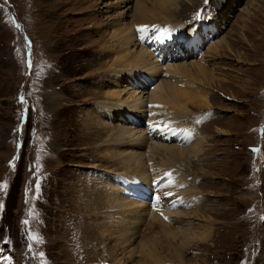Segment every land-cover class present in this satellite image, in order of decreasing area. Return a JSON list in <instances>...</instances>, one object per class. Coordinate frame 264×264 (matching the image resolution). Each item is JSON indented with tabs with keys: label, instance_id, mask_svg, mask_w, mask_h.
<instances>
[{
	"label": "rangeland",
	"instance_id": "1",
	"mask_svg": "<svg viewBox=\"0 0 264 264\" xmlns=\"http://www.w3.org/2000/svg\"><path fill=\"white\" fill-rule=\"evenodd\" d=\"M156 2L0 0V184L7 183L6 190L0 189V264H157L148 255L153 248L165 258L159 264H264V0H178L172 21L158 17L149 24L153 34L167 40L157 41L148 31L147 43L138 39L137 46H130L132 52L145 48L153 53L149 73L119 61L127 53L119 51L117 42L123 28L136 24L138 3L157 13ZM157 24L165 29L184 25L193 34L203 30L200 24L207 25L213 37L204 32L203 51L195 39L187 49ZM191 25L200 26L199 31ZM165 49L171 55L160 59ZM153 62H158L156 69ZM184 64L190 69L187 77L175 71ZM199 67L206 70L205 83L196 82ZM159 83H183L193 96L207 91L210 107L189 104L180 122L188 125L186 139L171 134L168 143L161 140L167 130L161 129L166 124L160 118L174 116L169 111L175 105L168 100L167 111L165 102L152 108L150 92ZM136 96L141 98L138 112L130 118ZM122 127L137 132L133 138L120 137ZM144 136L148 146L158 148L136 158L148 184L132 195L119 193L131 202L135 196L137 204L130 210L141 204L157 214L160 204L184 202L176 203L182 213L173 212V204L165 208L168 214L163 211L165 227L176 232L163 239V249L150 243L140 249L163 232V224L150 214L140 224L132 212L136 221L130 227L137 232L131 242L116 244L101 232L110 228L103 215L112 210L107 198L111 183L120 177L125 186L137 184L125 177L135 164L128 163L124 151ZM166 144L192 148L168 165ZM140 148L134 151L148 150ZM180 175L194 188L168 198L169 185L184 183ZM146 186H152L149 192ZM176 220L184 225L173 227ZM203 232L207 236L202 239ZM190 234L198 237L190 239ZM176 247H184L180 259L172 258Z\"/></svg>",
	"mask_w": 264,
	"mask_h": 264
},
{
	"label": "bare ground",
	"instance_id": "2",
	"mask_svg": "<svg viewBox=\"0 0 264 264\" xmlns=\"http://www.w3.org/2000/svg\"><path fill=\"white\" fill-rule=\"evenodd\" d=\"M156 4L160 7V10H159V12L154 13V12H150L144 6L140 5V3H138V5L136 6V9H135V14H134V19L136 20L135 21L136 24L134 25V23H133L132 25L123 28L120 31V33L118 34L119 38H118V42L117 43H118V46L120 48L119 51H121L123 53H127L125 55V57H121L118 60L119 61L126 60L128 62V64L126 66H139L141 69H144V71H148V72L150 71V69L148 67V62H149L148 58H149V56L150 57H153L152 56L153 53L151 54V52L148 49L146 50L145 48L144 49H141L140 51H137V52H132L131 51V47L138 45V41H137L138 39H139L140 42H143L144 43V41H146V43H147V41L149 40V38H146L148 31H150L152 34L155 33V31L149 30V24L158 22L157 21L158 20V17H160V18L161 17L162 18H168L169 21H172L173 18L175 17V13H176L175 10H178V8H177L178 7V0H157ZM160 21L163 22L165 20L162 19ZM210 22H212V21H210ZM210 22H209V24H210ZM164 23H166V22H164ZM178 24H180V23H178ZM216 25H217V23H214V27H213V32L215 30L214 33H216V31H217L216 28H215ZM132 26H133V29L136 30V32L138 34H134L133 33L134 30H132V31L128 30ZM141 26H147V31H144V32L137 31L138 28H140ZM154 26L157 27V28H159V29H161V31L164 32L167 37L176 38L178 40V41H176V43L179 42V41H181V40H183L182 43H184L185 46H187V49H189V45L188 44H190V47H192L191 46L192 43H195L194 42V39L196 40V42H199L200 43L199 48H200V46H203L202 44H203L204 41L202 40V37L204 35V32L208 36V38L209 37H213L212 35L211 36L209 35L210 34L209 32L211 31V26L210 27L207 26V25H203L202 26V24H200V26L203 27V30H201V31H199L200 26L195 25L194 27H192V25H191V28L190 29L193 32H194V30L199 31L198 34L191 33L190 30L188 31V29L185 28L184 25H181V26L179 25L180 27L177 25V26H173L172 28H169L168 26H172V25L167 24L166 25L167 26L166 29H165V27L162 24H157V25H154ZM150 29H152V28H150ZM214 33H212V34H214ZM153 35H154V38L157 41L163 42V41L167 40L162 35H158V36L156 34H153ZM180 35H182V38L183 39L182 38H179L178 39V36H180ZM195 35H196V37H195ZM135 38H136V40H135ZM123 44H126L127 46H124ZM155 46H157V44ZM155 46H154V53L157 55V50H155ZM204 47H203V49H204ZM150 48H153V46L150 47ZM177 48H179L178 45H176V49ZM193 48H190V49H193ZM170 49H168V50H170ZM203 49L201 50V48H200L201 51H203ZM168 50L165 49V50H162L163 52H160L159 53L160 59H161V55L164 56V55L169 54V51ZM214 50H217V48H215ZM181 52H183L182 49H181ZM169 55H171V54H169ZM169 57H171V56H169ZM153 64H154V67L156 69L158 62H157V64H156V62H153ZM158 68H160V67H158ZM188 69H189V65L187 66L185 64L184 65L175 66L176 73L177 74L185 75L186 77H187L188 74L190 75V73L188 72ZM191 69H192V67H191ZM197 71H198V73L195 76V79L197 80L196 82H198V81H202L204 83L207 82L206 81V70L204 68H202V67H199V68H197ZM149 73H151V72H149ZM129 74H131V73L129 72ZM192 77L193 76H191V78ZM127 79L128 78L125 77V80H127ZM181 84H183V83H181ZM181 84L180 85H176V84H169V83H167V84L159 83V85H157L150 92L149 99H150V103H151V106H152L153 109H155V108L160 109V107L163 106L162 104L165 102L166 108L164 109V111H167V107H168L167 106L168 105V102L167 101L168 100H173V104L175 105L174 106V110L173 111H169L174 116H172V117H161L160 118V120H162L163 122H164L163 119H165L164 124H166V128L165 127H164L165 129L161 128L162 130H167V131H165L166 132L165 133V137L161 139L165 143H168L169 142L167 137H171L172 136L171 134H174V136L177 139H182V140L183 139H186L187 137H189V131L186 129V128H188V125L186 123H180V122H183L182 121L183 118H185V119L187 118V112L189 111V108H188V105L189 104H192V105H195V106H200V107H203V108H204V106L206 108L210 107V103L207 101V98L204 97V95L205 96L207 95L206 89H203L202 87H200V88H202V89L199 90L200 91L199 92L200 95H198V96L194 95L193 96V95L186 94V91L188 89H187V87H183ZM199 84H200V82H199ZM183 85H186L187 86L189 84L187 82V83H185ZM194 86H195V84H194ZM191 87H193V86H191ZM197 87H199V85ZM182 88H184V89H182ZM195 91H196V88H195ZM140 100H141V98L138 99V97H137L135 99L134 105H132L134 108H131L130 107L131 110H134L133 114L132 113L130 114V118H134V116H135L134 113L136 114L138 112V109L136 107L139 105V102L138 101H140ZM123 109H124V107L122 108V110ZM137 119H140V118H137ZM134 121H135V119H134ZM133 123H135V122H133ZM133 127H135V126H133ZM179 128H181L179 130L180 132L176 130V129H179ZM171 129H175V131H172ZM135 131H136V129H134L132 127H130V128H128V127H122L117 132H119V136L120 137L130 136V137L133 138L135 136L133 134ZM157 131H155V133ZM148 135L150 136V134H148ZM140 138L137 137V139L136 138L133 139V141L136 140V142H138V144L136 146H134L131 151H129V152H125L124 151V153L127 154V161H128V163L133 162L135 164L134 169L130 173L129 172L128 173H125L127 175L125 177L127 179L131 180V181H137V184L132 185V184L128 183L129 187L128 186H125V185H123V182L124 181L122 179H120V177H118V178L115 179L116 180V183L115 184H112L111 183V188L113 189V191L111 190L112 192H110V194H109V196H107V198L109 200V203H111V205H112L111 206L112 210L109 213H106V214L103 215L104 217H106L109 220V225H110L109 227L110 228L105 229V230H103L101 232H102V235H105L107 239H109L110 236L114 237V241H115L116 244H119L118 242H124L125 240L131 242L132 239L134 238V235H136V232H137L134 229L131 230V227H130L133 224L132 223V220H134L133 216L131 215L132 212L135 214V217L136 216L138 217V218L137 217L136 218L139 221L138 223H140V224L142 223V219L145 216H147L148 214H150L151 218L152 217H155V219L158 220L157 221V222H159L158 225L160 224V222H161V224H163V229H162L163 232H161L159 234H155L152 237H150L149 240H146L145 242H142L140 244V249L141 250L142 249H145V247L147 249L148 248L146 246L147 243H150V245H148V246H154L155 244H159V247L161 249H163V248H166V246H167V244H165L164 246H162L161 243L163 242V239L164 238H167L168 236H170V237L171 236H173V237L176 236L175 230L173 228H166L165 227V223L163 222L164 220L162 219V217H163L162 215L165 212V208L168 205L173 204L174 207H175L174 209H176V210L172 209L173 212L179 214L180 212L182 213L183 211L177 210L178 207L176 206V203L177 204H181V203H184V202L183 201H172V200H170L169 202H166L165 205H163V204L161 205L160 204V205L156 206L158 208V210H157L156 207H154V208H156L157 211H159V214H157V213H154L155 212V209H153L154 212L150 211V208L152 206L150 208L149 207H146V206L143 207V206H141V204L135 210H130L129 209V206H132L134 204H137L134 201V200H136L135 199V196H131V200L133 202L132 203L131 201L126 200L124 197H122V195L119 193V191H125V192L126 191H128V192L130 191V193L132 195V190L133 189L143 191V189L141 187L142 186V183L145 184V185L148 184V183L144 182V179H147V175L145 174L146 171L143 170L142 166H140V163H138V161H137V164H136V158L137 157L142 158L144 155H147L148 153L153 152V150H157L158 148L157 147L156 148H153L154 146L153 147L152 146H148L149 143L148 142H145V140H148V138H149L148 136H146V137L144 136V138H142V140H140ZM118 141H122V140H118ZM127 144H129V143H127ZM152 144H150V145H152ZM121 145L124 146L123 142L121 143ZM157 145H160V144H157ZM196 145L193 148L192 147H190V148H187L186 147V148H178V149H176V148H171L168 145L165 148H162L164 150L163 153L166 155V161H165L166 164L169 165V162L176 163L177 160L175 158L180 159L183 156H185V157L188 156L190 154L189 151H191V148H192L193 154L196 155L197 152L199 153V149H200L199 147L201 145V142H198V145L197 146ZM141 146H142V148H140V150H141L140 152H142V150H146L148 148V150H147L146 153H143V152L142 153H139V151L138 152L137 151H134V148H138V147H141ZM158 147H162V145L161 146H158ZM159 149H161V148H159ZM125 164H127V163H125ZM126 166H128V165H126ZM157 168H158V166H157ZM146 170H147V168H146ZM161 172L164 174L163 169H161ZM133 174H138V175H133ZM180 176L184 179V183H182V184H174V188H171V185H169L168 188L166 189V192L167 193H169V192H171V193H174V192L187 193L188 192L187 188H189L191 185L189 184V182H187V178L186 177H183L182 175H180ZM185 182H187V183H185ZM151 187L152 186H146V189L148 190V192H149V189ZM191 188L193 189L194 187L191 186ZM148 192L147 191H144V195L147 194ZM133 195H136V194L133 193ZM188 196H190V195L188 194ZM172 197L173 196H169L168 198H172ZM137 200H140V199H137ZM155 201H154V203H155ZM113 202H114V204H113ZM186 205L188 206V204H186ZM168 213L169 212H167L166 214H168ZM113 221H114V223H113ZM134 221H136V219ZM175 225L176 226L177 225L178 226L184 225V222H182V221L178 222L177 221L172 226L176 228ZM147 226L149 227V225H147ZM73 229H75V228H73ZM121 234H125V236H122ZM189 236H191L190 239H193V238H197L198 237V235H194V234L193 235L190 234ZM206 236H207V234H204V232H203L200 237L203 239ZM190 242L191 241L187 240V241L184 242V245L187 246V244H189ZM81 246H83V245H81ZM104 246H105V244H104ZM76 247L78 249L79 246H76ZM182 248H184V247H182ZM182 248H180V247L177 248L176 247L175 255L173 253L172 258L173 257H176V258H179L180 259L181 258ZM82 249H84V248H82ZM84 252H85V250H84ZM148 255L149 256L151 255L153 257V261L156 262L157 264H159V262H161V261L163 263V259H165L163 257H158L157 256V253L155 252V249L154 248L152 250H148ZM87 262H88V260H87Z\"/></svg>",
	"mask_w": 264,
	"mask_h": 264
},
{
	"label": "snow or ice",
	"instance_id": "3",
	"mask_svg": "<svg viewBox=\"0 0 264 264\" xmlns=\"http://www.w3.org/2000/svg\"><path fill=\"white\" fill-rule=\"evenodd\" d=\"M205 2L207 3V0H205ZM138 31H140V32L147 31V26H141L138 29ZM21 102L22 103L24 102L23 97H21ZM171 130L175 131V129H171ZM254 151H258V150H254ZM167 175L170 176L171 173H168ZM0 189L6 190L7 189V183L0 184ZM166 195L171 196V195H173V193L169 192V193H166ZM159 198H160L159 196L156 197L157 200H159ZM0 208H3V204L2 203H0ZM25 223H27V222L25 221ZM32 239L35 240V239H37V237L33 236Z\"/></svg>",
	"mask_w": 264,
	"mask_h": 264
}]
</instances>
